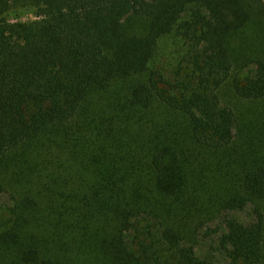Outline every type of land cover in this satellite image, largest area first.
<instances>
[{
    "label": "trees",
    "instance_id": "obj_1",
    "mask_svg": "<svg viewBox=\"0 0 264 264\" xmlns=\"http://www.w3.org/2000/svg\"><path fill=\"white\" fill-rule=\"evenodd\" d=\"M0 195V264H264V0H0Z\"/></svg>",
    "mask_w": 264,
    "mask_h": 264
},
{
    "label": "rangeland",
    "instance_id": "obj_2",
    "mask_svg": "<svg viewBox=\"0 0 264 264\" xmlns=\"http://www.w3.org/2000/svg\"><path fill=\"white\" fill-rule=\"evenodd\" d=\"M1 18H5L6 20L10 22H27L30 20H37L40 18L38 16L37 12L33 9H23L20 11H14L11 10L7 14L1 16ZM165 45L163 46L162 50H164L167 54L173 53L177 50H179V46L177 45V41H174L173 38H166L162 44ZM222 99L225 102H232L234 104V107L240 108V113H241V126L239 128V132L242 128L246 127L249 124H252L251 121L254 120L255 115L253 117L252 113L248 111L247 107L244 105V102H241L240 100L238 101L235 99L236 97H233L232 94L228 93L225 91V89L222 90ZM237 108V109H238ZM239 124H240V119H239ZM259 132H262V129L259 128ZM241 133V132H240ZM241 138H243L241 136ZM189 144V142H187ZM209 153V152H207ZM206 152H204L202 155L206 156L208 155ZM7 198L4 195H0V203L2 205L6 204ZM219 212V210L217 211ZM233 215L237 217L240 220H249L251 218V209L247 208L246 210L243 211H235L233 212ZM220 216V214H219ZM223 214L217 218L216 220H212L210 223H206L207 228H205L200 236V243L197 246L198 253L201 255H206L213 253L215 250V240L217 237V233L223 229Z\"/></svg>",
    "mask_w": 264,
    "mask_h": 264
}]
</instances>
